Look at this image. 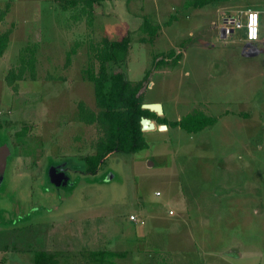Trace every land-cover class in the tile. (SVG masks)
Returning a JSON list of instances; mask_svg holds the SVG:
<instances>
[{
  "label": "rangeland",
  "instance_id": "1",
  "mask_svg": "<svg viewBox=\"0 0 264 264\" xmlns=\"http://www.w3.org/2000/svg\"><path fill=\"white\" fill-rule=\"evenodd\" d=\"M68 1L0 0V34L11 31L0 57V264H33L37 251L58 264H264V43L247 56L244 29L219 34L224 13L262 17L264 0H109L91 16ZM126 36L127 59L108 72L135 84L156 58L145 102L168 123H213L147 132V150L86 174L101 132L79 121L78 104L97 111L94 50ZM22 60L13 91L5 78Z\"/></svg>",
  "mask_w": 264,
  "mask_h": 264
},
{
  "label": "trees",
  "instance_id": "2",
  "mask_svg": "<svg viewBox=\"0 0 264 264\" xmlns=\"http://www.w3.org/2000/svg\"><path fill=\"white\" fill-rule=\"evenodd\" d=\"M109 0H71L67 6L76 7L80 3L83 8L88 11L91 16L96 5ZM65 5V7H67ZM9 4L4 10H0V23L8 13ZM142 31L151 36H155L158 29L150 25L145 19ZM11 31L8 30L0 34V57L4 54ZM130 48L129 36L119 41H105L95 51V58L99 63L98 73L88 70L87 79L92 83L94 88V99L97 111H91L83 103L78 104V119L86 125H95L101 132V136L97 139L94 148L95 153L84 158L86 174H96L100 165L109 155L113 153L136 154L149 148L144 133L141 130L140 121L142 118H149L156 121L158 125H165L167 128H180L187 133H198L206 126L212 125V120H204L203 116L187 115L185 118L177 122L168 123L166 119L156 114L142 109V105L146 104L142 90L150 84V75L154 66H158L161 61L154 59L155 65L151 70L146 71L143 78L135 84L130 83L125 72L122 69L108 72L109 64L125 63ZM72 53L74 51H71ZM33 55V54H32ZM69 59L67 58V63ZM20 69L15 72L10 70L5 78L7 85L16 91L15 82L23 78L26 67L25 60L21 61ZM30 75L34 78L33 69L34 58L28 62ZM98 256L110 257L117 256L115 253L98 252ZM33 264H58L55 257L43 251H37L34 254Z\"/></svg>",
  "mask_w": 264,
  "mask_h": 264
},
{
  "label": "built area",
  "instance_id": "3",
  "mask_svg": "<svg viewBox=\"0 0 264 264\" xmlns=\"http://www.w3.org/2000/svg\"><path fill=\"white\" fill-rule=\"evenodd\" d=\"M255 17V20H253ZM263 19V22H262ZM244 29L246 41L253 45L257 42L264 43V15L255 10H246L235 15H224L222 18V34L225 37H231L236 30ZM159 196V193L155 194ZM172 215V212H169ZM129 219L136 221L135 216L131 215Z\"/></svg>",
  "mask_w": 264,
  "mask_h": 264
},
{
  "label": "water",
  "instance_id": "4",
  "mask_svg": "<svg viewBox=\"0 0 264 264\" xmlns=\"http://www.w3.org/2000/svg\"><path fill=\"white\" fill-rule=\"evenodd\" d=\"M256 49H246V47L243 49V54L247 56H252L257 54ZM142 109L148 110L149 112H152L158 116L162 115L163 110L160 103H146L142 105ZM141 124V130L142 132H148L155 129V124L149 119V118H142L140 121ZM166 126L161 125L158 127V130H165ZM6 147H4L5 149ZM2 152L0 153V169L3 170L5 168L6 164V158L3 149H1ZM0 150V151H1Z\"/></svg>",
  "mask_w": 264,
  "mask_h": 264
},
{
  "label": "crops",
  "instance_id": "5",
  "mask_svg": "<svg viewBox=\"0 0 264 264\" xmlns=\"http://www.w3.org/2000/svg\"><path fill=\"white\" fill-rule=\"evenodd\" d=\"M224 15H227V14L224 13ZM224 15H223V16H224ZM228 15H229V14H228ZM234 32H235V31H234ZM222 33H223V32H222V30L220 29V33H219V34H220V38H221V39H224V40H225V39H227V38H230V37H225ZM232 36H233V35H232ZM255 44H256V43H255ZM245 45H246V46H245L246 49H248V50H249V49H255V45H254V44H253V45H250V44L247 42V44H245ZM245 47H244V48H245ZM257 52H258V51H257ZM255 55H256V54H255ZM157 116H158V115H157ZM159 117L164 118L163 116H159ZM164 119H165V118H164ZM151 121H152V120H151ZM152 122L155 124V129H154V130H157V128H158L159 126H161V125H158V124L156 123V121H152ZM164 126H165V125H164ZM154 130H152V131H154ZM166 130H168L167 126H166L165 131H166ZM162 131H163V130H162ZM148 132H150V131H148ZM143 133H144V136H145V138H146L145 133H147V132H143ZM156 193H159V191H156L154 194H156ZM159 194H160V193H159ZM155 197H156V195H155ZM157 197H159V196H157ZM168 211H169V212H172V213L174 214V211H173V210L170 209V210H168ZM173 214H172V215H173ZM131 215H132V214H131ZM131 215H129V217H130ZM168 215H169V216H172V215H170V214H168ZM133 216H135V215H133ZM135 217H136V216H135ZM129 220H130V219H129ZM130 221H131V220H130ZM132 222H133V221H132ZM136 222H137V220L135 221V223H136ZM142 222H144V221H142ZM142 222H141L140 224H142ZM144 223H145V222H144ZM238 255H239V254H237L236 256L239 257V259H240V256H238Z\"/></svg>",
  "mask_w": 264,
  "mask_h": 264
},
{
  "label": "clouds",
  "instance_id": "6",
  "mask_svg": "<svg viewBox=\"0 0 264 264\" xmlns=\"http://www.w3.org/2000/svg\"><path fill=\"white\" fill-rule=\"evenodd\" d=\"M254 19L253 20H255V17H253Z\"/></svg>",
  "mask_w": 264,
  "mask_h": 264
},
{
  "label": "snow or ice",
  "instance_id": "7",
  "mask_svg": "<svg viewBox=\"0 0 264 264\" xmlns=\"http://www.w3.org/2000/svg\"><path fill=\"white\" fill-rule=\"evenodd\" d=\"M254 19V18H253Z\"/></svg>",
  "mask_w": 264,
  "mask_h": 264
}]
</instances>
